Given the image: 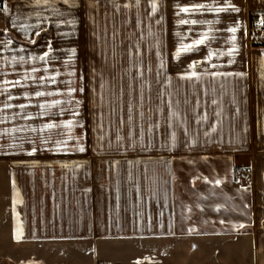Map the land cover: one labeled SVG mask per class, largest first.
<instances>
[{"label":"crops","instance_id":"crops-1","mask_svg":"<svg viewBox=\"0 0 264 264\" xmlns=\"http://www.w3.org/2000/svg\"><path fill=\"white\" fill-rule=\"evenodd\" d=\"M151 2L0 0V41L20 44L0 43V70L18 79L35 66L37 77L60 72L49 91L83 87L71 98L83 105L65 107L81 111L85 127L70 135L86 148L58 151L41 143L46 132L0 137V264H264V37L248 41L264 0H157L155 15ZM193 4L207 7L177 15ZM204 34L205 44L176 56ZM49 46L47 64L34 59ZM14 53L27 63L7 62ZM193 71L198 79H181ZM42 122L17 117L0 131Z\"/></svg>","mask_w":264,"mask_h":264},{"label":"snow or ice","instance_id":"snow-or-ice-1","mask_svg":"<svg viewBox=\"0 0 264 264\" xmlns=\"http://www.w3.org/2000/svg\"><path fill=\"white\" fill-rule=\"evenodd\" d=\"M70 0H64L65 4H68ZM136 6H139L140 0H135ZM131 4H125L124 7H131ZM207 6L204 4H193L190 7L184 6V7H179V10L177 12V15L180 13H189V12H196L201 9H205ZM229 7L234 10V11H239L238 8H236L234 5H229ZM6 10V5L3 7H0V11ZM158 10V4L157 0H152L151 2V13L155 15V13ZM217 12H222L225 11L224 8H217ZM181 25L191 23L193 25L202 23L201 21L197 20H179L178 22ZM261 25H264V20H261ZM15 25L13 24V27ZM240 29L237 26H231L227 28V31L229 33H232V41L235 42L237 37L236 33ZM36 35H39V33H36ZM209 39L207 34H204L201 38L194 40L192 43L189 44H181L180 47L176 51V56L179 57L181 54L190 52L195 50V48L199 45L205 44V42ZM34 42V41H33ZM0 43L4 44V47L7 48L9 44L12 43L11 40H9L7 43H4L3 41H0ZM23 51V49H21ZM51 46H49L48 51H45L43 55L35 57L34 59H38L39 61L44 62L47 64L49 60L51 59L50 53L52 52ZM237 49L235 47L231 48L228 52L227 55L231 56L234 52H236ZM72 55H76V50L72 49ZM213 53H209L208 60L205 61V63H210L211 62V57ZM217 55H224V53H219ZM9 63L13 64H23L27 63L25 61L24 57H20L19 61H17L16 57L13 56L11 58V61H7ZM163 62H161V68H163ZM192 67H195V65H192ZM212 68H216L217 65L212 63L211 64ZM41 69L35 66L30 67V69H26L23 75H20V73H15L17 76L20 78L18 79H7L6 77L9 75V73L4 72L3 70H0V96H4L6 99L4 102H2V106H0V124H4L8 122L9 120H15L17 117H20L24 120H36V119H41L43 122L37 127H32V126H27L25 127H12V128H6L2 131H0V137H5V136H12L13 139H17L16 136L13 134L15 133H23L25 131L32 132V133H48V135L40 137L41 143L42 144H49L53 143L56 145V148L58 151H66L69 147V145H76V150L79 152L83 153L86 151V148L79 143V137H72L70 135V130L79 127V128H84L85 125L80 122L79 119H75L77 117H81L82 113L79 110L72 111L70 108H66V104H76V105H83V101L79 99H71L77 94H83L85 92V89L83 87H67L66 91L60 90V89H55L52 91L47 90L48 85H55L57 84V78L60 76L59 71H55L54 74L48 75V76H43L40 75L37 77L35 74L40 72ZM44 72H48L49 69L45 67L43 69ZM73 73H70L72 75ZM143 75V73H140ZM210 75L213 77L217 76H232V75H237L239 77H243L245 74L244 73H221V72H211ZM181 79H198V75L195 71H193L191 74H186L181 76ZM69 84L71 82H68ZM34 87V91H28L29 87ZM15 88H23L26 89L24 92L20 93L19 95H14L12 90ZM43 89V90H42ZM66 95L69 97L68 100H59V99H53L49 101L47 98L48 97H55V96H62ZM21 97L28 101L27 103H14V101H17L21 99ZM33 99L37 100V103L33 104L31 101ZM42 101V102H41ZM215 103V101H213ZM37 108L39 109L38 112L35 114L30 113L28 109L30 108ZM54 108H59L58 112H52L51 110ZM12 109H17L18 111L14 112L11 116H8L7 113L12 110ZM67 112H71V115L73 119H68V120H63V121H57L55 117L57 116H64ZM47 118V119H45ZM199 123V121H197ZM64 129L69 130V134H67L66 138H61V139H56L52 140L51 134L53 132L56 133L57 136L64 137ZM186 131V130H185ZM213 131L215 129L213 128ZM205 135H208V133H205ZM172 137L175 138V133H172ZM29 144L33 145L30 148V151L27 153L28 155H34L37 151L40 150L38 146H36V141L35 140H28L27 141ZM3 148V145H0V149ZM221 183L220 180H216L215 184L219 185ZM191 211V209H189ZM162 215V213H161ZM223 223V221H221ZM163 227V225H161ZM240 228L245 227V225L240 224ZM193 229H189V232H192ZM23 238L22 231L20 230L19 226L17 227L16 231L14 232L13 239L16 240L17 242L21 241ZM139 264V262H137Z\"/></svg>","mask_w":264,"mask_h":264},{"label":"built area","instance_id":"built-area-1","mask_svg":"<svg viewBox=\"0 0 264 264\" xmlns=\"http://www.w3.org/2000/svg\"><path fill=\"white\" fill-rule=\"evenodd\" d=\"M0 7H3L0 5ZM5 15L4 11H0V19ZM261 20H264V17L257 18L251 25L250 34L248 36V41L250 45L256 46L263 43L264 37V25H261ZM244 175H246V171H243Z\"/></svg>","mask_w":264,"mask_h":264},{"label":"rangeland","instance_id":"rangeland-1","mask_svg":"<svg viewBox=\"0 0 264 264\" xmlns=\"http://www.w3.org/2000/svg\"><path fill=\"white\" fill-rule=\"evenodd\" d=\"M5 16V15H4ZM4 18V17H3ZM3 18H1L0 19V21L3 19ZM18 45H20V44H18ZM16 43H11V44H9V46L10 47H15V46H18ZM1 46V45H0ZM12 56H15L16 57V59H18V57H21V54H12ZM18 56V57H17ZM0 57L1 58H3V59H6V57H7V55L6 54H4V55H0ZM1 140V139H0ZM244 170H246L245 168H240L239 170H238V172L239 173H241L242 175H244V173H243V171ZM97 264H104V263H101V262H98ZM105 264H109V263H105Z\"/></svg>","mask_w":264,"mask_h":264},{"label":"trees","instance_id":"trees-1","mask_svg":"<svg viewBox=\"0 0 264 264\" xmlns=\"http://www.w3.org/2000/svg\"><path fill=\"white\" fill-rule=\"evenodd\" d=\"M0 5H2V4L0 3Z\"/></svg>","mask_w":264,"mask_h":264}]
</instances>
